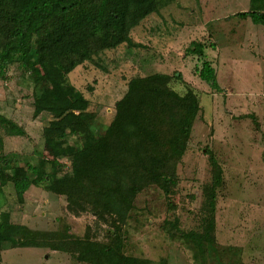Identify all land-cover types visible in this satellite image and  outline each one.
Masks as SVG:
<instances>
[{"label": "rangeland", "instance_id": "374dc122", "mask_svg": "<svg viewBox=\"0 0 264 264\" xmlns=\"http://www.w3.org/2000/svg\"><path fill=\"white\" fill-rule=\"evenodd\" d=\"M253 0H173L131 31V43L107 49L67 75L83 93L72 106L104 132L116 105L135 77L155 73L171 76L170 88L180 95L192 91L200 111L188 147L176 168L175 184L147 183L135 196L124 219L123 252L159 264H264V25L240 12L261 9ZM202 42L216 69L221 92L196 74L202 61L187 50ZM0 115L25 129L9 135L0 127L8 158L27 167L44 158L50 170L55 160L52 139L45 129L55 119L35 115L34 86L16 65L0 76ZM70 132V130H69ZM79 140L70 133L57 140L58 151ZM222 169L216 202L215 242L219 262L203 256L181 236L201 232L206 225L204 187L213 181L212 159ZM59 171L71 172L70 161L59 159ZM1 216L32 230L70 233L108 242L111 226L92 212L76 214L65 195L44 186H31L18 200L12 183L4 186ZM0 264H91L50 247L5 244Z\"/></svg>", "mask_w": 264, "mask_h": 264}, {"label": "trees", "instance_id": "16d2710c", "mask_svg": "<svg viewBox=\"0 0 264 264\" xmlns=\"http://www.w3.org/2000/svg\"><path fill=\"white\" fill-rule=\"evenodd\" d=\"M173 0H0V76L12 65L28 75L34 86L35 115L49 113L55 119L46 127L52 139L55 160L50 170L44 158L27 167L8 158L0 136V209L4 186L12 183L19 201L31 186H44L65 195L76 214L92 212L98 221L109 223L108 242L62 231L32 230L13 223L0 213V253L5 244L15 247H50L76 255L91 264H159L123 252L122 225L135 196L147 183L175 184L176 168L185 153L196 117L198 97L192 91H173L171 76L155 73L135 77L117 102L113 121L104 132L84 112L72 106L84 96L67 75L85 61L107 49L131 43V31L145 18L159 12ZM263 7L264 0H253ZM264 25L260 9L238 13ZM202 61L196 74L212 89L221 92L216 69L206 59L202 42L187 50ZM9 135L23 136L24 128L0 115V127ZM70 130V132H69ZM70 133L79 140L58 151L57 140ZM70 161L71 172L59 171V159ZM213 181L205 185L206 225L201 232H181L193 249L219 262L215 242L217 190L222 169L213 158Z\"/></svg>", "mask_w": 264, "mask_h": 264}]
</instances>
